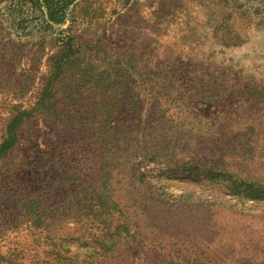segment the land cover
<instances>
[{
    "label": "rangeland",
    "instance_id": "obj_1",
    "mask_svg": "<svg viewBox=\"0 0 264 264\" xmlns=\"http://www.w3.org/2000/svg\"><path fill=\"white\" fill-rule=\"evenodd\" d=\"M55 3L0 0V264H264V0Z\"/></svg>",
    "mask_w": 264,
    "mask_h": 264
},
{
    "label": "trees",
    "instance_id": "obj_2",
    "mask_svg": "<svg viewBox=\"0 0 264 264\" xmlns=\"http://www.w3.org/2000/svg\"><path fill=\"white\" fill-rule=\"evenodd\" d=\"M74 0H68L67 1H62L61 0V7L57 10V3L53 4L51 8V10H47V17L51 22H54L56 24H60L64 21V16H65V10L67 8L68 5L71 4V2ZM53 9V11H52ZM55 10V12H54ZM58 11H60V14L58 15ZM23 116L22 113L18 114L17 116H15L13 118V120L11 121V123L9 124L8 128H7V138L6 140L3 142V144L0 147V153H4L7 150H9L13 144H15L16 142V131L17 128L19 127V125L21 124V117Z\"/></svg>",
    "mask_w": 264,
    "mask_h": 264
}]
</instances>
